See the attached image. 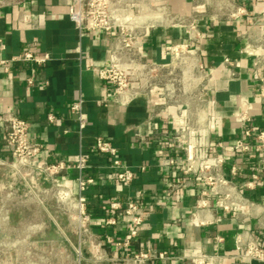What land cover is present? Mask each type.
Here are the masks:
<instances>
[{
    "label": "crops",
    "instance_id": "0c3cea01",
    "mask_svg": "<svg viewBox=\"0 0 264 264\" xmlns=\"http://www.w3.org/2000/svg\"><path fill=\"white\" fill-rule=\"evenodd\" d=\"M69 6L70 0H25L21 6L0 9V38L6 43L0 57L10 60L7 69L0 65V113L14 111L30 122V137L45 145L41 163L65 161L69 168L63 171L61 184L75 192L79 154H87L84 176L95 179L86 193L87 207L106 257L124 258L150 249L169 256L151 264H195L198 254L214 264H264L243 256L250 238L264 246V159L261 152L235 148L243 138L255 142L264 130V83L255 78L256 72L264 78V69L257 66L264 61V0H145L135 12L143 16V54L148 61L169 63L176 45L191 43L200 52L211 75V141L223 143L226 176L255 203L251 214L241 216L211 205L198 207L205 185L181 172L179 151L164 139L165 133L174 135L184 125L185 107L172 104L161 89L127 107L103 103L113 85L99 71L110 64L113 32L81 36L69 18ZM164 8L195 22L196 37L192 40L188 28L168 23ZM23 11L31 15L28 21L21 20ZM26 50L38 56L48 52L53 59L44 65L20 60ZM32 77L34 85L29 86ZM81 96L88 125L80 134L71 106ZM244 108L252 117L250 123L239 118ZM50 114L54 122L49 121ZM249 128L253 135L246 138ZM100 135L113 141L122 161L138 171L133 183L116 181L111 158L88 149ZM12 161L1 123L0 183L6 184ZM142 165L147 166L145 173L139 171ZM138 191L146 220L138 236L131 237V217L110 203L118 200L126 205ZM111 218L116 224L107 223ZM19 224L11 221L9 228ZM108 236L122 244L107 241Z\"/></svg>",
    "mask_w": 264,
    "mask_h": 264
},
{
    "label": "built area",
    "instance_id": "2783aa9c",
    "mask_svg": "<svg viewBox=\"0 0 264 264\" xmlns=\"http://www.w3.org/2000/svg\"><path fill=\"white\" fill-rule=\"evenodd\" d=\"M144 1L70 0L68 15L75 23L81 36L103 31L113 32L110 64L107 68L99 71V76L113 85V92L103 100V103L108 105L114 101L127 107L139 99H149L153 90L161 89L163 95L172 104L180 108L185 107L184 125L178 128L174 135L165 133L164 139L173 143V148L179 151L183 161L181 172L185 176H194L200 179L205 185L197 201L198 207L204 208L211 205L238 216L251 214L255 203L246 197L224 172L227 159L220 150L223 143L215 144L211 141L212 115L208 103L211 75L202 61L200 52L192 49L191 43L182 46L176 45L173 47L174 56L169 63L158 64L148 61L143 54V16L135 13ZM24 2L25 0H0V9L13 5L21 6ZM164 10L168 23L173 26L188 28L191 39L196 37L198 30L195 22L189 23L184 16L171 15L166 8ZM30 18V14L22 12V21H28ZM5 50L6 43L0 38V51ZM19 59L44 65L53 57L48 52L38 56L31 50H26ZM9 61L7 58L0 57V65L6 66V69ZM226 62H230V60L226 59ZM178 65L186 66V69L181 74H174L173 71ZM257 66L264 69V61L258 62ZM165 71L169 73L168 78L162 77ZM255 78L264 83V78L258 72L255 73ZM177 84L183 85V88H177ZM28 85H34L33 77L28 80ZM190 89L195 94L188 99H182L181 94H187ZM84 105L85 99L81 96L71 106V113L79 124L80 134L88 125V114ZM239 118L243 123L252 121V117L246 108L241 110ZM54 120L55 116L50 114L49 121L54 122ZM1 123L5 126L7 146L13 157V161L9 163L10 167L16 169L24 179L37 177L38 179L49 180L54 187H57L58 197L63 202L71 204L74 209V219L78 221L80 234L87 236L92 244L98 242L96 248L99 260L151 264L169 258L166 252H155L150 249L128 254L124 258H107L103 252L102 239L92 228L93 214L87 207L86 193L89 186L95 183L94 178L84 176L89 161L87 154L84 151L79 154L77 164L79 175L76 179L77 192H75L61 184V180L64 178L63 171L69 168L65 161L51 164L41 163L40 154L45 145L43 142L30 137L31 125L28 120L17 112L9 111L0 113ZM252 135V130L247 129L245 137L251 138ZM235 148L243 152H250L251 150L261 152L264 159V130L256 135L255 142L248 143L243 138L236 143ZM88 149L102 157L111 158V174L116 181L128 185L137 179L138 171L122 161L117 146L110 139L100 135ZM169 161L174 162L176 159ZM139 171L145 173L147 166L142 165ZM232 172L236 174V169L233 168ZM141 199L142 193L138 191L135 199L128 201L126 205L118 200H112L110 203L112 209L120 210L123 214L131 217V237L138 236L139 229L146 220V215L141 213ZM107 223L116 224V220L111 218ZM106 240L117 245L122 244V242H116L111 236H108ZM124 244L128 245L129 240ZM243 256L251 261H264V246L256 239L250 238L243 247ZM195 264H214V262L207 255L198 254L195 258Z\"/></svg>",
    "mask_w": 264,
    "mask_h": 264
},
{
    "label": "rangeland",
    "instance_id": "374dc122",
    "mask_svg": "<svg viewBox=\"0 0 264 264\" xmlns=\"http://www.w3.org/2000/svg\"><path fill=\"white\" fill-rule=\"evenodd\" d=\"M184 69L178 65L173 72ZM191 90L182 99L193 96ZM7 173L6 184L0 183V264H112L98 259V242L80 234L73 207L58 197L51 181L24 179L12 167ZM14 220L20 224L9 228Z\"/></svg>",
    "mask_w": 264,
    "mask_h": 264
},
{
    "label": "bare ground",
    "instance_id": "6f19581e",
    "mask_svg": "<svg viewBox=\"0 0 264 264\" xmlns=\"http://www.w3.org/2000/svg\"><path fill=\"white\" fill-rule=\"evenodd\" d=\"M164 11V10H163ZM164 22V21H163Z\"/></svg>",
    "mask_w": 264,
    "mask_h": 264
}]
</instances>
